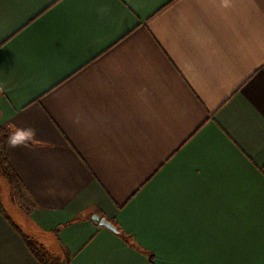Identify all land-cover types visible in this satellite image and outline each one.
Instances as JSON below:
<instances>
[{
  "label": "crops",
  "instance_id": "0c3cea01",
  "mask_svg": "<svg viewBox=\"0 0 264 264\" xmlns=\"http://www.w3.org/2000/svg\"><path fill=\"white\" fill-rule=\"evenodd\" d=\"M0 132V264H264V0H0Z\"/></svg>",
  "mask_w": 264,
  "mask_h": 264
},
{
  "label": "clouds",
  "instance_id": "9594fccd",
  "mask_svg": "<svg viewBox=\"0 0 264 264\" xmlns=\"http://www.w3.org/2000/svg\"><path fill=\"white\" fill-rule=\"evenodd\" d=\"M213 3L221 10H227L232 7L233 0H213ZM109 6L100 7L97 11L99 14H106ZM37 129L31 126L20 127L15 124L8 125L7 147L9 149L24 148L31 150L32 146L37 143Z\"/></svg>",
  "mask_w": 264,
  "mask_h": 264
},
{
  "label": "trees",
  "instance_id": "16d2710c",
  "mask_svg": "<svg viewBox=\"0 0 264 264\" xmlns=\"http://www.w3.org/2000/svg\"><path fill=\"white\" fill-rule=\"evenodd\" d=\"M0 167H1V172L3 175L6 177V179L9 181V184L15 191H19V186L17 183V180L15 178L14 173L12 172L9 164L7 163L4 154L1 152L0 153ZM0 211L3 212L2 206L0 204Z\"/></svg>",
  "mask_w": 264,
  "mask_h": 264
},
{
  "label": "rangeland",
  "instance_id": "374dc122",
  "mask_svg": "<svg viewBox=\"0 0 264 264\" xmlns=\"http://www.w3.org/2000/svg\"><path fill=\"white\" fill-rule=\"evenodd\" d=\"M0 135H1V132H0ZM7 181L4 177H2L0 175V187H1L0 192L2 193V198L5 200V204L8 205V201H9L8 196H9L10 192H13V194H15V192L13 190L11 191V189L8 185L9 181H8V183H7Z\"/></svg>",
  "mask_w": 264,
  "mask_h": 264
},
{
  "label": "water",
  "instance_id": "95a60500",
  "mask_svg": "<svg viewBox=\"0 0 264 264\" xmlns=\"http://www.w3.org/2000/svg\"><path fill=\"white\" fill-rule=\"evenodd\" d=\"M93 220L97 221L100 225L107 227L112 231H116L115 226L106 218L99 217L98 215L94 214L91 216Z\"/></svg>",
  "mask_w": 264,
  "mask_h": 264
}]
</instances>
